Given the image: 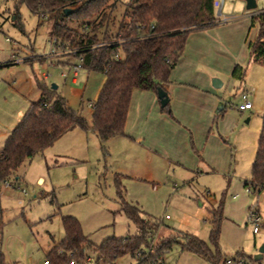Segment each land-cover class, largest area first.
<instances>
[{
    "label": "rangeland",
    "instance_id": "rangeland-1",
    "mask_svg": "<svg viewBox=\"0 0 264 264\" xmlns=\"http://www.w3.org/2000/svg\"><path fill=\"white\" fill-rule=\"evenodd\" d=\"M219 2L220 15L215 12L220 19L218 25L242 20L249 25L245 0ZM255 2V11L264 9V0ZM110 3L115 9L108 8L105 13L111 12L109 34L114 35L124 8L119 1ZM223 17L230 19L224 23ZM55 21L53 17L32 14L18 0H0V147L31 103L39 100L41 89L51 99L64 98L74 112L91 122L89 104L96 100L104 76L84 69L73 75L79 59L72 54V46L55 42ZM65 24L70 29L79 28V23L71 19ZM256 35L255 25L249 40ZM12 56L23 61L14 64ZM217 91L225 107L214 118L211 129L214 132L223 118L222 126L227 129L223 131L230 133L224 140L230 146L224 170L206 173L200 157V165L187 176H182L173 164L155 170L151 178L136 176L143 172L144 162H131L110 140L102 149L93 132L75 128L26 161L19 170L17 184L1 185L0 259L6 264H43L47 253L64 238L61 219L65 216L76 218L83 235L96 246L108 238L134 236L136 227L120 210L125 201L137 207L144 218L160 225L153 244L177 241L164 254L163 264H211L181 245L183 234H189L214 251L210 234L218 208L220 264H264V254L254 261L264 247V189L245 186L264 114V66L253 63L246 69L242 84L224 80ZM245 93H251L253 108L240 112L238 106ZM168 111L171 113L170 106ZM252 213L260 218L257 234L250 222ZM87 253L93 258L91 251ZM105 264H137V260L125 255Z\"/></svg>",
    "mask_w": 264,
    "mask_h": 264
},
{
    "label": "trees",
    "instance_id": "trees-1",
    "mask_svg": "<svg viewBox=\"0 0 264 264\" xmlns=\"http://www.w3.org/2000/svg\"><path fill=\"white\" fill-rule=\"evenodd\" d=\"M41 18L56 19L52 35L55 42L68 44L75 51L81 69L104 76L96 100L91 105V122L74 112L64 98L51 99L41 89L39 100L31 103L23 119L14 127L0 147V187L14 186L26 161L42 153L65 133L79 128L91 131L101 148L111 139L124 134L130 98L134 89L157 94L167 82L181 58L188 35L219 24L215 3L218 0H116L123 6L117 32L109 34L113 24L111 0H18ZM72 13L65 15L64 10ZM74 20L78 30L65 21ZM257 26V35L247 43L251 62L264 66V12L250 17V28ZM101 36V39L99 38ZM120 53L123 55L120 57ZM246 69L236 64L231 77L239 84ZM169 103L161 111H168ZM255 190L264 189V114L250 179L245 183ZM121 212L133 223L137 234L125 238H108L93 245L83 235L79 222L72 216L62 217L64 238L46 255L48 264H84L91 258L94 264L112 263L129 255L137 264H163V256L177 241L160 240L153 244L160 225L144 218L135 206L122 201ZM221 209L214 213L210 247L196 236L183 234L181 247L192 251L211 264H220L217 248ZM139 257V258H138ZM255 261V260H254ZM0 264H6L0 259Z\"/></svg>",
    "mask_w": 264,
    "mask_h": 264
},
{
    "label": "crops",
    "instance_id": "crops-1",
    "mask_svg": "<svg viewBox=\"0 0 264 264\" xmlns=\"http://www.w3.org/2000/svg\"><path fill=\"white\" fill-rule=\"evenodd\" d=\"M251 29L250 23L242 20L188 35L181 58L162 85L171 115L161 111L155 93L132 91L124 134L110 141L119 145L131 162H144L143 172H134L136 176L151 178L155 170L171 164L187 176L194 173L201 161L207 167L206 173L224 170L230 148L224 140L230 133L223 131L227 130L222 126L223 118L214 132L211 129L214 118L225 107L211 81L219 79L222 88L224 80L236 82L231 77L236 64L246 69L253 66L247 50V43L256 37L249 40ZM248 87L256 91L255 87Z\"/></svg>",
    "mask_w": 264,
    "mask_h": 264
},
{
    "label": "built area",
    "instance_id": "built-area-1",
    "mask_svg": "<svg viewBox=\"0 0 264 264\" xmlns=\"http://www.w3.org/2000/svg\"><path fill=\"white\" fill-rule=\"evenodd\" d=\"M215 6H216V8H219V6H220V4H219V2H216L215 3ZM262 12H264V9H262V10H257V11H255V10H253V11H246V16H248V17H251V16H253V15H255V14H257V13H262ZM228 21V19L227 18H225V17H223V19H222V22H227ZM12 63H14V64H17V63H20L21 61H23L22 59H20V58H16V57H13L12 56ZM80 70H81V67H80V65H78L77 67H75V70H74V76L78 73V72H80ZM89 107L91 108V105H89ZM250 109H252V103L249 101V95L248 94H242L241 95V103L239 104V106H238V110L240 111V112H244V111H247V110H250ZM4 186H6V187H9V186H11L9 183H5L4 184ZM16 189L17 190H21L20 188H19V186H17L16 187ZM23 193H25V191L24 190H21ZM166 218H168V217H166ZM250 222L253 224V233H258V225H259V222H260V218L256 215V214H251V216H250ZM43 264H48V262L47 261H44L43 262ZM70 264H75L74 262H71ZM84 264H94V261L92 260V258H87L86 260H85V262H84Z\"/></svg>",
    "mask_w": 264,
    "mask_h": 264
},
{
    "label": "water",
    "instance_id": "water-1",
    "mask_svg": "<svg viewBox=\"0 0 264 264\" xmlns=\"http://www.w3.org/2000/svg\"><path fill=\"white\" fill-rule=\"evenodd\" d=\"M245 9H246V11L255 10L256 9L255 0H245ZM220 10H221V5L219 6V8L217 10V15H220ZM64 13H65V15H69L72 13V10L71 9H65ZM211 83H212V87L215 89H219L222 86V83L217 78L212 79ZM53 88H55V87H53ZM156 96H157V99L159 100V104H160L161 108L165 107L169 103L168 95L163 89L159 88L157 90ZM246 122H248V119L246 120ZM263 254H264V247H262L258 251V254L256 256H254V260L255 261L260 260L262 258Z\"/></svg>",
    "mask_w": 264,
    "mask_h": 264
}]
</instances>
